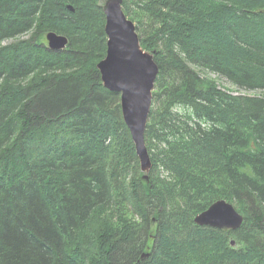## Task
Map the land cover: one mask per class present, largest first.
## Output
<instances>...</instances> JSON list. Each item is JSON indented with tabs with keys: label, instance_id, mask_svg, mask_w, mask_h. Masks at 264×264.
<instances>
[{
	"label": "trees",
	"instance_id": "obj_1",
	"mask_svg": "<svg viewBox=\"0 0 264 264\" xmlns=\"http://www.w3.org/2000/svg\"><path fill=\"white\" fill-rule=\"evenodd\" d=\"M102 4L0 0V264H264V96L201 74L264 89V0H123L159 66L148 178L97 67ZM219 199L241 227L194 222Z\"/></svg>",
	"mask_w": 264,
	"mask_h": 264
},
{
	"label": "water",
	"instance_id": "obj_2",
	"mask_svg": "<svg viewBox=\"0 0 264 264\" xmlns=\"http://www.w3.org/2000/svg\"><path fill=\"white\" fill-rule=\"evenodd\" d=\"M102 5L106 15L107 52L97 67L103 85L121 94L122 115L130 130L141 170L148 178L152 160L145 130L159 66L154 52L142 47L136 24L123 9V0H105ZM46 39L51 50H63L69 44L68 36L56 31H48ZM194 222L201 226L236 230L243 224L244 216L232 203L219 199L196 214ZM232 245H235V240H232ZM148 255L145 253L143 256Z\"/></svg>",
	"mask_w": 264,
	"mask_h": 264
},
{
	"label": "rangeland",
	"instance_id": "obj_3",
	"mask_svg": "<svg viewBox=\"0 0 264 264\" xmlns=\"http://www.w3.org/2000/svg\"><path fill=\"white\" fill-rule=\"evenodd\" d=\"M101 1L104 2L105 0H101ZM29 36H30V32H26V33L22 34L21 36L9 38L6 41H4V43H9V42L15 41L19 37L27 38ZM201 74L203 76L206 75V76H209L211 78H214L218 82V84L221 88H224L226 90H230L235 95L246 94V95H253V96H264V89L256 88V89L246 90V89L234 86L225 77L217 75L215 73L206 72L205 70L204 71L202 70ZM152 104H153V109L157 110L156 104H154L153 102H152ZM174 110L176 112H178L179 114H181L182 116H184L186 113H189V110H187L186 108H182V107H175Z\"/></svg>",
	"mask_w": 264,
	"mask_h": 264
}]
</instances>
